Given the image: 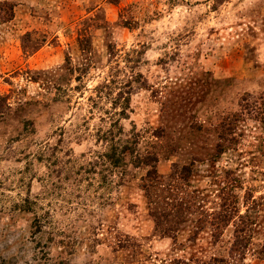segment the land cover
I'll return each instance as SVG.
<instances>
[{"label":"rangeland","instance_id":"rangeland-1","mask_svg":"<svg viewBox=\"0 0 264 264\" xmlns=\"http://www.w3.org/2000/svg\"><path fill=\"white\" fill-rule=\"evenodd\" d=\"M0 264H264V0H0Z\"/></svg>","mask_w":264,"mask_h":264}]
</instances>
